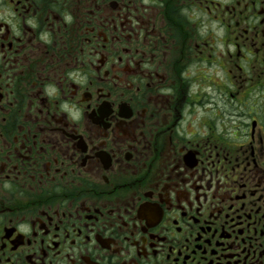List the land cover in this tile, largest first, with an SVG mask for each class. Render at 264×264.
<instances>
[{
	"label": "flooded vegetation",
	"instance_id": "1",
	"mask_svg": "<svg viewBox=\"0 0 264 264\" xmlns=\"http://www.w3.org/2000/svg\"><path fill=\"white\" fill-rule=\"evenodd\" d=\"M256 65L264 0H0V264H264Z\"/></svg>",
	"mask_w": 264,
	"mask_h": 264
},
{
	"label": "rangeland",
	"instance_id": "2",
	"mask_svg": "<svg viewBox=\"0 0 264 264\" xmlns=\"http://www.w3.org/2000/svg\"><path fill=\"white\" fill-rule=\"evenodd\" d=\"M248 69L243 70L242 73V79H238V81H236V84L243 82L244 86L246 84V87L248 86V88L252 89L250 91V95L249 98L250 100L253 102L254 100L257 99V105H253V109L252 112H257V114L259 115V113H261V111H259L258 105L263 104L264 103V74L261 73L258 77V73H260V71H264V66H259L256 65V68L253 69V74L249 73V71H247ZM236 73H238V71L236 70ZM248 74V75H247ZM248 78V79H247ZM243 80V81H241ZM215 81H217L218 83H220L222 85L223 83V78L221 76L216 75L215 76ZM247 81V83H246ZM234 85H230L229 89H233Z\"/></svg>",
	"mask_w": 264,
	"mask_h": 264
}]
</instances>
